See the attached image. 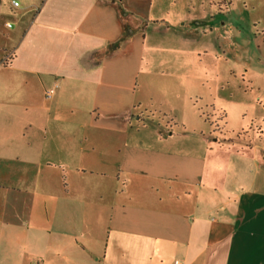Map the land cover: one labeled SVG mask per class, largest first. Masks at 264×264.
Instances as JSON below:
<instances>
[{
    "label": "crops",
    "instance_id": "obj_1",
    "mask_svg": "<svg viewBox=\"0 0 264 264\" xmlns=\"http://www.w3.org/2000/svg\"><path fill=\"white\" fill-rule=\"evenodd\" d=\"M189 3L0 0V264H264V81L255 132L216 135L185 39L237 29Z\"/></svg>",
    "mask_w": 264,
    "mask_h": 264
},
{
    "label": "rangeland",
    "instance_id": "obj_2",
    "mask_svg": "<svg viewBox=\"0 0 264 264\" xmlns=\"http://www.w3.org/2000/svg\"><path fill=\"white\" fill-rule=\"evenodd\" d=\"M182 1L185 5L190 1L194 2V0ZM218 1L220 2L219 5L230 2L225 10V16L233 24V28L237 29L235 36L230 40L224 38V32L225 30L227 32V28H222L221 31L207 30L206 35H209V39L205 38L207 39L205 41L202 39L204 38L203 33H205L204 28H198L200 31L199 37L193 35L192 38L185 39V46L191 48V52L185 55V66L180 71L183 75L179 78L185 80V82L191 81L193 87L195 86L194 88L199 90L200 96L205 98L194 97L193 102L197 101L196 105L204 108L206 116L209 117V120L213 122V127L216 128V135L224 133L235 141L244 142L248 138L246 136L252 135L256 129L257 124L255 123L258 120L255 118L261 112L260 107L257 109V99L261 93L258 86L260 80L264 81V78L255 75L253 78L255 83L252 82L251 84V72L245 76L241 75L243 72H241V66L244 63V57L253 58V64L257 61L256 34H262L264 30V0ZM203 2L209 5V0H203ZM202 9L203 6L200 5L191 7L190 12L187 14L186 10L184 16L190 19L198 12L201 13ZM159 13H161V10L155 8L148 14V17H158ZM173 13V10H171L170 14ZM221 19V21L226 20L225 18ZM255 22L261 24L255 26ZM194 30H196L195 27ZM230 41L232 44L227 46ZM205 51L218 53L220 61L216 66H214L215 61L210 63L211 61L207 58L209 53ZM199 59L202 60L199 61ZM152 77L159 78L158 75ZM164 78L168 77L165 76ZM206 100L210 103L213 102L215 108L212 109L207 106L208 104L205 105ZM160 121L165 125L170 122V125H173L174 128L178 127L179 122L177 119L171 120L166 115L157 113L155 118L148 117V120H138V123L140 127L155 128ZM164 124L159 127L164 128Z\"/></svg>",
    "mask_w": 264,
    "mask_h": 264
},
{
    "label": "built area",
    "instance_id": "obj_3",
    "mask_svg": "<svg viewBox=\"0 0 264 264\" xmlns=\"http://www.w3.org/2000/svg\"><path fill=\"white\" fill-rule=\"evenodd\" d=\"M14 4H15V5H19V2H18V1H14ZM51 92H52V91H49V92H48V95H50ZM37 264H42V262H38ZM174 264H183V263H182L179 259H176V260L174 261Z\"/></svg>",
    "mask_w": 264,
    "mask_h": 264
}]
</instances>
